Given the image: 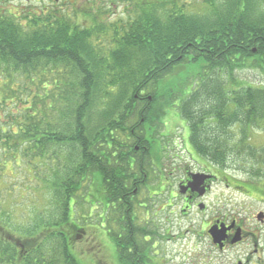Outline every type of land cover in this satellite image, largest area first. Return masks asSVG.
I'll return each instance as SVG.
<instances>
[{"label":"trees","instance_id":"1","mask_svg":"<svg viewBox=\"0 0 264 264\" xmlns=\"http://www.w3.org/2000/svg\"><path fill=\"white\" fill-rule=\"evenodd\" d=\"M95 1L82 13L88 26L76 12L22 23L0 7V264H85L75 246L91 229V208L103 227L107 207L114 260L134 264L122 245L160 237L119 221L139 219L129 194L141 165L135 147L150 144L160 158L173 108L198 156L243 172L264 195V148L250 137L264 131V86L238 78L264 68V0H124L112 20ZM198 62L197 84L176 92L169 76ZM10 165L28 177L22 191L5 186ZM10 198L29 205L27 221L6 212ZM83 204L88 218H78Z\"/></svg>","mask_w":264,"mask_h":264},{"label":"flooded vegetation","instance_id":"2","mask_svg":"<svg viewBox=\"0 0 264 264\" xmlns=\"http://www.w3.org/2000/svg\"><path fill=\"white\" fill-rule=\"evenodd\" d=\"M46 1L51 4L46 5ZM62 1L0 0L2 4L0 7L7 14L16 18V21L23 23V19L27 17H40L50 12L69 14V11L62 10ZM34 2L36 4H33ZM167 117L169 121L165 122V132L162 133V139L167 145L162 147L163 153L160 155V158L156 153L155 147L150 144L143 146L142 150L139 146L135 147L136 155L141 165L140 169L132 170L131 172L132 178L130 183L132 186L129 194L131 195V199L137 198L140 202L138 208L145 210V225H151V231L156 232L157 226L154 222L155 218H152V215L164 214L168 210V214L173 217L164 219L168 227L160 238L164 239L163 237H167L165 240L170 241L173 238L169 237V233L173 228L175 220L180 223L182 221L181 218L189 221V216L193 213L197 215L202 214L203 220L199 221L202 228L201 233L197 234V232L191 229H188L187 233L193 234L194 238L196 236L198 241L199 239L206 238L209 246L216 250L218 255H224L231 251L233 253L231 264H264V211H255L253 215L247 218L241 217V213L235 207V210L232 209L231 211L230 209L229 212H225L222 209L223 207L219 205L220 209L216 211L215 215H212L207 220L205 218L206 213L210 210L207 201L211 196L214 198V192L217 189L220 190V187L226 191H232L241 196L264 203L262 186L256 187L246 178L239 179L235 175V171L228 170L224 172L219 166L210 164L198 156L191 147L189 136H187L189 128L183 121L185 133L183 134L181 144L177 145L175 142L173 144L172 139H170L172 136L169 135L170 125L180 122L181 119L176 111L170 112ZM142 166L144 167L142 168ZM163 167L164 169H162ZM121 184L128 188L126 179L121 180ZM160 190L162 191L158 192ZM164 192H167L166 194L168 195L166 205L157 208V197ZM130 198L126 201L122 197L121 202L125 201L128 208L135 209L136 205ZM218 198L216 197V199ZM109 213L110 209L107 207L105 229L110 238L111 230L108 228ZM227 213L230 214L227 215ZM119 221L123 225L127 223L131 232L135 225L140 226L139 219L136 223L134 219L128 221L121 218ZM195 222H191V228H195ZM212 228L225 231L224 239L220 243L216 244L211 237L209 232ZM126 231H119V238H123ZM184 234L177 236L176 240L183 239L185 237ZM143 242L144 245L140 244V247L136 246L135 250H131L129 246L127 248L126 245H122V247L127 250L128 254L134 252V264H154L153 255L158 253L154 250V247H156L154 239L151 236H146ZM204 256H206V250L203 251ZM211 258L214 260L218 259L215 255L211 256ZM211 258L207 257L208 262L206 259L202 262L200 260L197 262L198 264H210ZM116 264H119V262H116ZM160 264H164L163 260H161Z\"/></svg>","mask_w":264,"mask_h":264},{"label":"rangeland","instance_id":"3","mask_svg":"<svg viewBox=\"0 0 264 264\" xmlns=\"http://www.w3.org/2000/svg\"><path fill=\"white\" fill-rule=\"evenodd\" d=\"M71 1V2H70ZM94 0H63L62 1V10L66 12H70V14H73V12H76L77 14H80L79 22L82 23L84 26H88L91 24V20L88 18L82 17V13H88L90 12L89 9L92 7V2ZM96 9L99 11V13H106L104 18H108L109 20L116 19L122 15V12L126 6V3L124 0H96ZM33 4H36L34 2ZM51 4L46 1V5ZM26 5V4H25ZM103 7V10H102ZM113 15L109 17L110 13ZM92 16L95 15L94 11L91 12ZM72 16V15H71ZM73 17V16H72ZM202 63H191L185 65L180 70H177L174 72V74L169 78H175L174 81V90L178 93H186L190 92V90L197 84V79L201 73ZM238 78L249 82L250 84L254 86H264V68H260L259 64H253L251 67L238 72ZM175 111V108L172 110H169L168 113ZM169 118H165V122H168ZM171 129H169L170 136H172L170 139H172L173 144L180 145L181 140L183 138V134L185 133V125L183 124L182 120L180 122L175 123L174 125H170ZM187 136H189V133L187 131ZM251 144L255 148H264V131H252L251 132ZM175 142V143H174ZM164 169V167L162 168ZM237 172L235 175L239 179H245L246 176L243 175V172H240L239 170H236ZM233 172V171H232ZM16 174L13 173V170L11 168V165L8 167L6 171V185L9 186V188L13 189V186L20 187L22 191V187L24 185L29 184L27 180V175L23 171V167L20 169H17ZM234 174V173H233ZM264 180V179H263ZM33 185H37L36 182L32 183ZM19 191V192H20ZM162 190L158 191L161 192ZM12 192V191H11ZM10 192V193H11ZM167 193V192H166ZM165 192L162 193L159 197H157L158 206L162 207L166 205L167 202V194ZM17 195V193H16ZM5 197L7 194L4 195ZM15 196V193H14ZM216 197H219L216 199ZM14 199V197H13ZM264 199V198H263ZM142 200V198H141ZM210 200V201H209ZM207 201L210 210L206 213V220L210 218L212 215H215L216 211H219V205H221L223 210L225 212H229V210L232 209L238 210L241 213V217H247L249 218L251 215L254 214L255 211H264V203L249 199L247 197L241 196L238 193L232 192V191H226L224 188L220 187V190H216L214 192V198L211 196V198ZM26 203L27 201H24ZM211 202V204H210ZM22 203V204H24ZM4 207L7 213H11L14 218L22 219L23 221H27V216L29 215L30 209L29 205H20L16 206L15 203H13L12 198L7 199L4 201ZM235 205V206H234ZM88 205L83 204L82 207H79L77 210L79 211L78 218H80L81 215H86V218H88ZM235 207V208H234ZM170 210V209H169ZM222 210V211H223ZM243 210V211H242ZM101 211L100 208H96V210H91L90 215V228L86 234L84 235V240L77 244L75 246V253L76 255L81 258V261L85 264H116L114 257H115V246L110 240L107 230L104 228L105 226L96 225L95 218H97V214H99ZM27 212V213H26ZM168 210H166V213L158 214L157 216L152 215V218L154 219V222L157 226L156 232L159 233V236H163L166 228L168 227V224L165 223V218L173 217L172 215L168 214ZM137 216L139 218L140 226L144 227L146 226V216H145V210L137 208L136 210ZM230 213H227L229 215ZM94 215V216H93ZM30 216V215H29ZM93 216V217H92ZM175 216V215H174ZM202 214H191L189 216V221L185 220L184 218H181V222L178 223V221H174L172 230H170L169 237L173 238L170 241L165 240L160 237H156L154 240V243L156 244V247H154V250H156L153 256V262L154 264H160L161 260H163L164 264H198V260L201 262L206 259L207 262L209 261L207 257L211 256L217 257V260H214L211 258L210 264H231L233 260V253L231 251L225 253L224 255H218L216 253V250H214L212 247L209 246V243L206 238L199 239L190 232L187 233L188 229H191L197 234L201 233L202 228L200 227L199 221L203 220ZM94 220V221H93ZM196 221L194 224L195 228H191V222ZM152 226L150 225L149 228ZM185 233V234H184ZM184 234L185 237L183 239L176 240V237ZM175 238V239H174ZM198 241V242H197ZM206 250V256L203 257V251ZM97 261V263L95 262ZM166 262V263H165ZM204 264V263H202ZM209 264V263H207Z\"/></svg>","mask_w":264,"mask_h":264},{"label":"water","instance_id":"4","mask_svg":"<svg viewBox=\"0 0 264 264\" xmlns=\"http://www.w3.org/2000/svg\"><path fill=\"white\" fill-rule=\"evenodd\" d=\"M210 235L214 239L215 243H220L224 239L225 231L219 230L218 228H212L210 230Z\"/></svg>","mask_w":264,"mask_h":264}]
</instances>
